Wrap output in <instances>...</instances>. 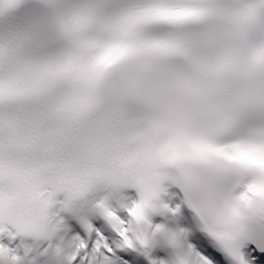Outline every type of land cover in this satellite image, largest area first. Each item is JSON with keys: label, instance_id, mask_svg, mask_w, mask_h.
<instances>
[{"label": "snow or ice", "instance_id": "1", "mask_svg": "<svg viewBox=\"0 0 264 264\" xmlns=\"http://www.w3.org/2000/svg\"><path fill=\"white\" fill-rule=\"evenodd\" d=\"M0 264H264V0H0Z\"/></svg>", "mask_w": 264, "mask_h": 264}, {"label": "clouds", "instance_id": "2", "mask_svg": "<svg viewBox=\"0 0 264 264\" xmlns=\"http://www.w3.org/2000/svg\"><path fill=\"white\" fill-rule=\"evenodd\" d=\"M164 163L168 164L170 161H164ZM161 193H155L153 194L150 198L149 201L145 203L144 208L152 211V212H157L159 211L158 209H154L151 207V201L152 200H157L161 197ZM69 212H71V209H68ZM18 234L21 236L25 237H30L32 239L36 240H43V239H50L54 236L53 232H47L44 229H37V227L34 224H24V225H18ZM60 256L59 252H53L52 258L54 260H57Z\"/></svg>", "mask_w": 264, "mask_h": 264}]
</instances>
